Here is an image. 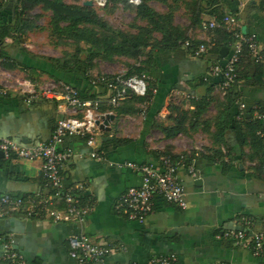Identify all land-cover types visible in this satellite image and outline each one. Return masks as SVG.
Wrapping results in <instances>:
<instances>
[{"label": "crops", "instance_id": "crops-1", "mask_svg": "<svg viewBox=\"0 0 264 264\" xmlns=\"http://www.w3.org/2000/svg\"><path fill=\"white\" fill-rule=\"evenodd\" d=\"M46 1H60L83 11L89 8L108 25L128 12L126 0H110L106 9L85 6L90 0ZM147 5L158 14H171L174 27L184 29L186 36L209 47L221 37L219 31L209 32L203 26L223 15L235 14L240 29L255 34L264 46V0H244L242 6L236 0H148ZM16 9L22 11L24 24L16 23ZM0 25L11 30L0 46V139L10 138L25 145L44 143L57 120L68 115L61 102L39 98L27 103L15 84L6 81L7 77L35 84L36 90L52 80L63 81L77 89L80 97L87 98L100 92L89 84L91 78L114 76L135 65L145 69L150 87L156 89L149 102L134 97L117 107L107 104L106 92L99 95V113L114 116L110 130L99 131L94 149L76 135L65 137L61 143L59 150H72V156L62 165L63 186L85 185V196L94 203L84 223L53 224L19 213L0 216V238L13 236L14 249L25 264H79L69 257L67 239L81 232L93 241L122 247L104 263L87 264H147L157 255H174L175 264H264V258L253 256L249 248L221 237L224 232L244 229L242 217L253 220L249 234L260 229L264 217V142L248 136L242 156L215 142L216 118L226 98L235 100L238 111L240 105H244L245 113L249 108L264 110V64L242 61L238 84L224 95L217 89L221 77L212 75L211 67L217 62L223 64L227 56L216 61L212 52L199 58L183 47L154 49L148 65L145 56L138 63L126 57L113 62L98 57L86 67L90 46L74 42L68 33L70 23L55 20L44 0L4 4ZM77 60L80 62L75 63ZM200 79L207 84H200ZM203 97L205 110L196 115ZM231 114L234 117L236 109ZM236 115L234 119L238 120ZM223 139L236 146L230 131ZM93 150L101 153L100 159L90 156ZM162 154H197L195 175L186 169L178 173L186 209L157 196L143 224L128 221L115 212L114 203L128 188L140 185L141 174L124 164H155ZM46 193L40 162L0 159V197H40Z\"/></svg>", "mask_w": 264, "mask_h": 264}, {"label": "built area", "instance_id": "built-area-1", "mask_svg": "<svg viewBox=\"0 0 264 264\" xmlns=\"http://www.w3.org/2000/svg\"><path fill=\"white\" fill-rule=\"evenodd\" d=\"M9 0H0L5 3ZM98 9H105L109 0H91ZM240 6L244 0H236ZM133 7L141 5L142 0H126ZM209 32L222 31L229 35L228 54L223 64L215 63L211 67V74L220 76L221 81L217 89L226 93L238 84V66L244 58L254 64H264V46L257 36L244 32L239 27L238 17L235 14H226L220 21H211L203 26ZM182 47L188 49L191 55L203 58L208 53L205 43L194 44L192 39L186 40ZM2 61L0 50V63ZM14 78V79H13ZM7 77L6 81L15 84L18 93L31 103L39 98L61 102L65 105V117L57 120L54 131L44 143L25 145L10 138L0 139V159L10 161L19 159L24 161H38L41 165V174L44 188L47 193L40 196L14 197L8 194L0 197V216L7 213H19L26 218L47 219L53 224L71 223L81 225L93 210L94 203L91 197L85 196L88 188L78 184L70 188L63 186L61 174L62 165L72 156V150H59L65 137L81 136L86 145L95 148V137L99 133V124L106 116L99 113L101 99L83 100L77 89L63 81H50L35 89V84L28 83L17 77ZM1 80H5V77ZM92 87L101 86L107 94V104L117 107L120 102L129 98H141L150 101L149 92L156 93L150 87L149 77L145 73L127 75L126 72L109 76H96L89 80ZM259 109V108H255ZM245 115L244 105L239 106L238 120ZM254 117L264 120V113L256 111ZM99 122V124H98ZM92 158L100 159L101 153L93 150ZM197 154L190 156H173L162 154L157 157L156 163L135 164L127 162L125 167L134 169L141 174V183L138 187H130L122 193L114 203L116 213L123 215L128 221L143 224L152 213L154 198L159 196L166 203L181 210H185L187 202L185 191L179 179V170L186 169L192 176L195 175V160ZM244 229L224 232L221 237L231 240L235 245L249 248L255 257L264 258V217L260 221L257 232L248 233L254 225L249 217L240 219ZM69 257L79 264L104 263L112 253L122 250L119 245H108L93 241L85 233L73 234L67 239ZM12 235L0 238V261L6 264H25L24 258L14 249ZM174 255H157L151 257L147 264H175Z\"/></svg>", "mask_w": 264, "mask_h": 264}, {"label": "trees", "instance_id": "trees-1", "mask_svg": "<svg viewBox=\"0 0 264 264\" xmlns=\"http://www.w3.org/2000/svg\"><path fill=\"white\" fill-rule=\"evenodd\" d=\"M10 1L15 0H9L5 3H0V8ZM20 2V5L23 0H18ZM110 1V0H109ZM46 5L51 9L52 13L55 16V20L62 19L64 21H68L70 23L69 28V34H71L72 39L74 42H84L87 45L90 46V55H87V59L85 60L86 67L90 66L92 64V61L94 58L100 57L102 60L107 62H113L115 58L119 57H126V58H133L136 57V59L143 57H147V65L148 62L151 61V52L154 49H160V50H172L176 48H182V44L186 40H190L188 36L185 35V31L178 32L174 29V34L168 33L163 28L165 27H174L171 23L169 24V21H172L171 14L161 15L156 12H154L148 5V0H142L141 5L138 7H133L128 5L129 7L136 9V15L137 18L141 20L146 21H152L153 19H161L164 21H167V23L161 25V27H158L157 29L161 33V41L150 44L146 43L145 41H137L131 37H129L127 34L121 33L119 34V41H115L114 38L108 35H102V29H105L108 27L107 23L104 22L102 19H100L92 10L89 8H85V11L83 9L77 8V7H68L60 3V1L55 2H49L44 0ZM127 3V2H126ZM22 10V8H21ZM16 23H22L24 24V21L21 17L22 11H18L16 9ZM224 16V15H223ZM222 16V17H223ZM218 21H220L222 19ZM81 25V28L79 27ZM219 34L221 37V41H217V44L213 47H209L207 43H205L208 47V52H212L213 55L217 57L216 61H219L222 59V55L220 54V51L222 48L227 47L229 45L230 39L229 35L225 32H222L220 30ZM10 28L1 26L0 25V46H3V40L10 35ZM203 43V42H201ZM195 45H198L199 43L194 41ZM148 50V51H147ZM188 52H190L187 49ZM248 60L247 58H244L242 61ZM241 61V63H242ZM249 61V60H248ZM75 63H79L80 61H74ZM218 63V62H217ZM131 69V70H130ZM143 68L132 66L128 69L126 72L127 75H133L138 73H144ZM238 74V70H237ZM110 78L114 76H109ZM200 84H207L203 81V79L199 80ZM235 87V86H234ZM95 90H100L98 94H92L87 98L81 97L83 100H94L99 95L105 93V89L101 86L93 87ZM232 89V88H231ZM231 89L228 91L230 93ZM228 92L226 94H228ZM149 95H151V92H149ZM137 98V97H135ZM203 101H201L200 106L197 105L196 107V115L201 114L205 110L204 100L205 97H203ZM234 99H230L229 97L226 98V101L222 103L221 110L219 111V114L216 118V135H215V142L219 141L223 143L226 147H228L231 151H234L239 156H242V147L246 145V139L247 137H251L255 142L259 141L260 143H263L264 140L261 139V137H264V128L262 126L263 120H258L254 117V113L256 111L264 113L263 108L255 109V108H249L246 109V113L242 120H236L234 119L235 115H238L237 106L234 104ZM236 109V114L234 117H232V110ZM195 115V116H196ZM236 115V116H237ZM232 117V119H231ZM227 131H230L232 133V137L234 138V144L236 146L234 147L229 145L226 140L223 139V136ZM253 142V143H255Z\"/></svg>", "mask_w": 264, "mask_h": 264}, {"label": "rangeland", "instance_id": "rangeland-1", "mask_svg": "<svg viewBox=\"0 0 264 264\" xmlns=\"http://www.w3.org/2000/svg\"><path fill=\"white\" fill-rule=\"evenodd\" d=\"M125 5H126V10L128 11L126 15L116 16L117 18L113 21V24L107 25L108 27L102 29L101 32L102 35L105 34L111 36L112 38H114L115 41H119L120 39L119 34L121 33L127 34L129 37L137 41H145L146 43H150V44L161 41L162 38L161 33L157 28L167 23V21L157 18L153 19L152 21L141 20L137 18L135 8L129 7L127 4ZM169 10L170 9H168L167 12ZM170 23L173 24L174 21H169V24ZM163 29L166 30L168 33H172V34H174V29L178 32L184 31V29L182 28H173V27L172 28L165 27ZM131 59L135 61V63H138V61H140L139 58L136 59V57H133Z\"/></svg>", "mask_w": 264, "mask_h": 264}, {"label": "water", "instance_id": "water-1", "mask_svg": "<svg viewBox=\"0 0 264 264\" xmlns=\"http://www.w3.org/2000/svg\"><path fill=\"white\" fill-rule=\"evenodd\" d=\"M76 1V0H75ZM84 5L85 6H93L94 4H93V2L90 0V1H86L85 3H84ZM228 51H229V49L227 48V47H224V48H222L221 49V51H220V54L222 55V57H225V56H227V54H228ZM112 121H114V116L113 115H106L103 119H102V121H101V123L99 124V122H98V124H99V129L101 130V131H109L110 130V128H109V123L110 122H112ZM2 157V155H1V153H0V158Z\"/></svg>", "mask_w": 264, "mask_h": 264}]
</instances>
